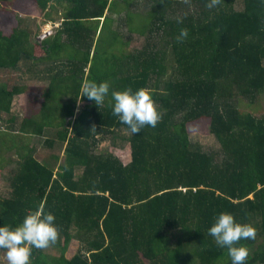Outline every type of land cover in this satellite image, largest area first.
<instances>
[{
	"label": "trees",
	"instance_id": "trees-1",
	"mask_svg": "<svg viewBox=\"0 0 264 264\" xmlns=\"http://www.w3.org/2000/svg\"><path fill=\"white\" fill-rule=\"evenodd\" d=\"M31 1L57 30L39 40L29 17L0 34V71L24 65L23 74L47 84L36 116L18 125L2 114L11 115L26 90L0 82V122L24 142L13 140L20 162L10 196L0 199V224L15 227L40 208L60 229L55 244L32 249L30 264H231L208 235L225 211L256 228L255 239L240 243L250 249L246 264H264V113L240 107L264 98V0H219L213 8L208 0H118L122 9L115 0ZM107 9L121 30L99 61L113 21ZM184 28L189 36L178 40ZM133 33L147 35L143 48L128 50ZM117 44L120 53L111 50ZM88 80L149 90L162 119L133 134L113 115L110 94L100 106L80 98L87 105L76 114ZM202 121L220 144L213 151L190 139V125ZM123 133L128 163L96 152ZM32 136L43 139L39 146ZM72 241L80 248L68 258Z\"/></svg>",
	"mask_w": 264,
	"mask_h": 264
},
{
	"label": "rangeland",
	"instance_id": "rangeland-1",
	"mask_svg": "<svg viewBox=\"0 0 264 264\" xmlns=\"http://www.w3.org/2000/svg\"><path fill=\"white\" fill-rule=\"evenodd\" d=\"M116 1V6L114 5V8H120L122 9V3H119L118 0ZM32 4V5H31ZM238 7H241V2L238 3ZM133 12H139L140 7L137 5V8L132 7ZM113 15V16H112ZM109 17L113 18L112 22H108L106 25V28L102 34V40H101V48L99 49L98 56L99 61L104 59V53L108 43L109 38H111V35L117 33L112 31V24H116V22H119V17L112 14L110 12L108 14ZM29 17H34L35 20L33 23L27 19ZM31 18V19H32ZM24 21L28 22V26L31 28V31L34 33L38 28L36 29V25H38L39 28V35L36 38H39L40 35L44 34L46 35V32L51 31V33L55 32L57 28L60 26V23H54V22H48L45 23L44 16L40 14V10L35 8L33 2L31 0H0V34L2 35H9L12 29L15 26H22ZM143 20L141 19L138 23L136 28L140 30L141 24ZM46 36H49L47 34ZM45 36V37H46ZM132 42L128 46V50H131L133 48L141 49L144 47V45L147 43V35L141 36L138 33H133L132 35ZM122 38H120L119 42ZM117 44V45H118ZM114 52H121L122 47L118 45L117 47L114 46L112 48ZM24 68V65H21V70ZM18 69H8V70H1L0 71V82L5 83L8 85L9 88H14V86L25 88V92L21 95H17L13 99L12 103V112L11 115L3 113L2 116L4 119H6L8 116L15 115L18 117V125L24 119L25 116H36L35 113H38L39 110V103L37 102V99L41 97V92L43 88L47 85L45 81H39L37 79H33L31 74H23V72ZM87 105V102L83 100H79L77 103L76 108V114L77 111L81 110ZM242 111H253V113L257 115H261L264 113V98H262L256 105L248 106V103L246 101H243L240 104ZM54 130V129H53ZM7 127L6 124H3L0 122V199H4L6 197L10 196V185H9V178L12 173H14L18 169V163L20 162L19 156L16 154L17 149H14L13 140H16V145H23V143L20 142L19 136L18 138H14L18 135H11L10 132H6ZM190 139L194 144L201 145L206 151H213L220 147L219 142L217 139L210 133L209 131V122L208 121H202L199 123H195L190 125ZM124 133L115 140L116 144L112 143V137L109 136L108 139L102 141L97 149V153L101 152H110L115 154L117 157H119L124 163H128L131 159V148L130 144L124 139ZM28 138V137H27ZM34 138V140L31 142L32 144H35L36 146L40 145V141L42 142L43 139H37L35 137H31V140ZM25 141V139H24ZM16 151V152H15ZM41 154V153H40ZM61 155H63V152L61 151ZM13 157V161L11 163H7L8 159L10 157ZM43 158L44 156H40ZM57 168L59 165L58 163L54 164ZM80 243L78 241H72L70 242L68 246V250L66 252V256L68 258L72 257L74 254H76L79 251ZM6 251H0V264H7L6 261Z\"/></svg>",
	"mask_w": 264,
	"mask_h": 264
},
{
	"label": "clouds",
	"instance_id": "clouds-1",
	"mask_svg": "<svg viewBox=\"0 0 264 264\" xmlns=\"http://www.w3.org/2000/svg\"><path fill=\"white\" fill-rule=\"evenodd\" d=\"M219 0H208L209 8L215 7ZM104 19V18H102ZM189 36L188 29H181L178 40ZM111 95L110 107L113 115L128 126L131 133H139L145 126L156 127L162 119L158 106L149 90H113L108 81H85L78 100L87 96L100 106ZM52 212L43 213L40 208L30 210L22 222L12 227L0 224V249L6 251L7 264H30L32 249H45L55 244L60 236V229L55 223ZM208 235L214 238L217 246L227 249L231 264H246L250 249L240 241L255 239L256 228L251 224L241 223L230 212L219 213L208 229Z\"/></svg>",
	"mask_w": 264,
	"mask_h": 264
},
{
	"label": "crops",
	"instance_id": "crops-1",
	"mask_svg": "<svg viewBox=\"0 0 264 264\" xmlns=\"http://www.w3.org/2000/svg\"><path fill=\"white\" fill-rule=\"evenodd\" d=\"M110 12H111V11L107 9L106 12H105V16H108V14H109ZM112 14H114V13L112 12ZM114 15H116V14H114ZM112 16H113V15H112ZM116 16H117V15H116ZM103 20H104V19H101V21H102L101 23H103ZM101 25H102V24H101ZM111 26H112L111 29H112V31H114V32H119V30H121V29H120L121 26L118 24V21L116 22V24H112ZM100 30H101V26H100V28H99V32H100ZM49 32H51V31H49ZM47 33H48V32H47ZM52 33H53V32H52ZM20 95H21V94H20Z\"/></svg>",
	"mask_w": 264,
	"mask_h": 264
},
{
	"label": "water",
	"instance_id": "water-1",
	"mask_svg": "<svg viewBox=\"0 0 264 264\" xmlns=\"http://www.w3.org/2000/svg\"><path fill=\"white\" fill-rule=\"evenodd\" d=\"M50 33H51V32H48V33L46 32V35H47V34H50ZM46 35H45V33H44V34L40 35L38 39H39V40H42V39L45 38Z\"/></svg>",
	"mask_w": 264,
	"mask_h": 264
}]
</instances>
